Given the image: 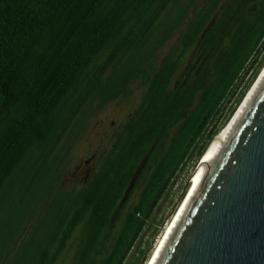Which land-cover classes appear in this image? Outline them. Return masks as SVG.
<instances>
[{"label":"trees","instance_id":"1","mask_svg":"<svg viewBox=\"0 0 264 264\" xmlns=\"http://www.w3.org/2000/svg\"><path fill=\"white\" fill-rule=\"evenodd\" d=\"M263 67L264 0H0V264H60L71 250L72 264H124ZM136 82L141 101L110 148L63 188L68 139Z\"/></svg>","mask_w":264,"mask_h":264},{"label":"water","instance_id":"2","mask_svg":"<svg viewBox=\"0 0 264 264\" xmlns=\"http://www.w3.org/2000/svg\"><path fill=\"white\" fill-rule=\"evenodd\" d=\"M156 264H264V81Z\"/></svg>","mask_w":264,"mask_h":264},{"label":"rangeland","instance_id":"3","mask_svg":"<svg viewBox=\"0 0 264 264\" xmlns=\"http://www.w3.org/2000/svg\"><path fill=\"white\" fill-rule=\"evenodd\" d=\"M177 36L178 34H175V37L171 41H174ZM169 47L170 44H168L167 48ZM165 49L166 47L161 50V57L165 53ZM241 85L238 89L241 88ZM143 92L144 86L140 82H136L132 85V94L129 97L120 98L103 106H100L98 102L93 105V113L84 131L78 138L68 139V144H72V149L68 155L67 164L62 171L64 173L63 188L71 189L84 185L100 154L110 148L115 132L123 125L130 113L141 101ZM227 112L228 108L211 125L206 136L209 143L207 145L204 142L199 144L186 165L176 174L170 185L160 195L155 206L149 212L148 223L144 226L135 247L128 255L124 264H131V262L132 264L149 263L189 191L188 188H190L191 182L190 186L188 182L201 158L206 153V150H208L209 145L213 143L232 121L234 116L229 121H225ZM200 151L202 154L199 156ZM143 250L145 252L142 254ZM73 254V250L68 252L60 264H72Z\"/></svg>","mask_w":264,"mask_h":264},{"label":"bare ground","instance_id":"4","mask_svg":"<svg viewBox=\"0 0 264 264\" xmlns=\"http://www.w3.org/2000/svg\"><path fill=\"white\" fill-rule=\"evenodd\" d=\"M264 81V69L260 73L259 77L257 78L256 82L253 84L251 90L249 91L247 97L242 101V104L240 105L239 109L237 110L236 114H234V117L228 127L209 145L206 150V153H204L203 157L201 158L199 165L197 167L196 172L192 176L191 179V186L189 188L188 193L186 194L184 200L181 203V206L179 208V213L177 212L175 218L173 221H175L174 225H171L168 227V230L166 231L167 237L164 240V235L161 243L159 244L158 248L155 250L154 255L152 256L151 260L148 264H156L166 243L168 242L177 222L179 221L185 207L189 203V201L192 199L193 195L195 194L196 190L198 189L199 185L203 181L204 177L208 173L209 169L211 168L212 164L216 160L217 156L221 152L222 148L226 144L228 138L230 137L235 124L238 122L240 117L245 112V109L250 104L251 99L256 94L257 90L259 89V86Z\"/></svg>","mask_w":264,"mask_h":264}]
</instances>
